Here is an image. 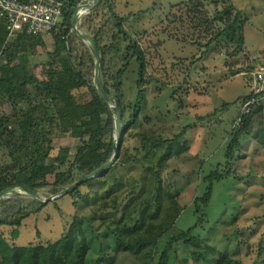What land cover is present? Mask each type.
<instances>
[{"label":"trees","instance_id":"1","mask_svg":"<svg viewBox=\"0 0 264 264\" xmlns=\"http://www.w3.org/2000/svg\"><path fill=\"white\" fill-rule=\"evenodd\" d=\"M63 1L64 14L51 32L53 49L48 52V60L41 63V73L32 69L30 56L35 42L43 43L42 37L25 33L10 37L6 20L0 17V106H11L9 113L0 110V149L5 150L7 157L0 161V191L20 185L28 193L33 191L26 190L27 186L38 190L50 187V193L55 194L103 166L114 153L116 121L94 83L95 55L72 27L78 0ZM87 2L81 0L79 6ZM210 3L213 11L205 0L187 3L189 16L193 11L191 17L199 19L200 38L208 39L207 50L221 41L241 46L245 23L242 11L236 10L230 0H211ZM104 4L108 7L105 23L97 24L93 8L79 28L92 34L97 41L102 58L101 83L111 102L115 98L119 100L123 112V141H126L130 132L138 128L146 108L143 88L150 82L145 81L144 76L146 53L141 37L126 29L124 18L115 11L114 2L104 0ZM169 20L174 22L172 18ZM107 26H110L108 33H112V41L105 46ZM170 38L178 40L179 35L173 32ZM113 58L120 59L121 64L110 74L109 63ZM135 60L140 65L138 92L132 103L125 104L124 77L132 72L130 67ZM247 97H242V101ZM261 110L260 102L240 126L233 128L227 147L228 167L241 147V138L250 131L255 115ZM76 129L80 130L82 142L75 151L69 147L55 150L53 139ZM139 136V144L132 152L123 144L120 157L109 170L69 192L89 209L92 221L85 222L84 218L75 216L57 240L16 244L18 227L32 209L12 211L22 194L2 198L0 264H87L91 250L88 225L93 227L96 222L104 229L93 234L103 238L113 236L117 242L115 256L128 252L131 262L137 264H169V252L180 240L184 241L185 248H194L191 257L203 264H245L240 257L243 246L240 239L236 251L222 252L208 239L193 234L198 223L205 220V214L199 216V222L193 227L172 235L164 249H158L160 240L180 215L182 205L178 195L165 185L157 166L174 156L184 131L164 137L154 129H143ZM49 175H53L52 182L48 180ZM212 184L194 199L197 213L208 205ZM237 233L242 235V229ZM259 251L257 264L264 263L263 241Z\"/></svg>","mask_w":264,"mask_h":264},{"label":"rangeland","instance_id":"2","mask_svg":"<svg viewBox=\"0 0 264 264\" xmlns=\"http://www.w3.org/2000/svg\"><path fill=\"white\" fill-rule=\"evenodd\" d=\"M112 1L117 14L124 18L126 29L141 37L147 63L145 81H150L143 88L146 108L142 121L123 144L132 152L143 129H154L164 137L184 131L174 156L157 166L165 185L178 195L182 205L180 215L160 240L158 249H164L172 235L193 227L199 216L205 214V220L194 228V235L208 239L222 252L236 251L240 239L244 263L257 264L261 241L264 244V97L262 110L255 115L250 131L241 138V147L230 167L227 147L242 97L250 93L244 75L264 62V0H230L243 13L244 43L237 47L230 41L215 42L212 50L205 46L208 39L200 38L198 17H191L194 6L192 14H188L190 0ZM205 1L213 11L211 0ZM91 2L94 4L96 0ZM95 9L97 24L102 25L108 16L104 0ZM109 30L110 26L105 27V46L112 41ZM173 32L178 33V40L170 38ZM42 40V44L35 42L30 56L31 67L37 73H41V63L48 60L54 44L52 34ZM109 64L112 74L119 69L120 59H110ZM139 67L135 60L130 67L132 72L124 77L125 104L132 103L137 96ZM0 110L9 113L11 106L1 105ZM81 142L80 130L76 129L58 135L52 144L55 150L69 147L74 152ZM6 159L5 150L0 149V161ZM48 180L52 182L53 175ZM210 183H213L211 199L197 213L194 199L203 195ZM32 195L19 196L16 208L12 207V211L32 209L18 227L15 239L18 245L59 239L75 216L92 221L89 209L69 193L44 204L39 200L51 196L50 187ZM88 226L91 250L87 264L138 263L131 262L128 252L115 256L117 242L113 236L103 238L93 234L104 229L98 222ZM240 228L243 234L239 236ZM193 249L185 248L183 240L176 242L169 252V264H203L191 257Z\"/></svg>","mask_w":264,"mask_h":264},{"label":"built area","instance_id":"3","mask_svg":"<svg viewBox=\"0 0 264 264\" xmlns=\"http://www.w3.org/2000/svg\"><path fill=\"white\" fill-rule=\"evenodd\" d=\"M63 9V0H0V17L6 20L10 37H16L20 33L31 37L51 34L63 17ZM244 76L250 93L242 101L234 127L240 126L264 97V62Z\"/></svg>","mask_w":264,"mask_h":264},{"label":"water","instance_id":"4","mask_svg":"<svg viewBox=\"0 0 264 264\" xmlns=\"http://www.w3.org/2000/svg\"><path fill=\"white\" fill-rule=\"evenodd\" d=\"M101 1L102 0H100V2H98L96 5H93L92 4L93 2H91V0H89V2L86 5V13L85 14L86 15L90 14L91 10L93 8H95L96 6H98L101 3ZM78 8H79V5L76 7V10L74 13L72 27H73V30L77 33V35L79 37H81L80 34L75 30V28L78 24V15H77ZM86 43L91 47V49L95 55L94 83L96 85L97 91L100 94L101 98L108 104V106L111 109V112L115 118V121H116L117 131H116L115 139H114V153H113L111 159L107 163H105L103 166H101V167L91 171L90 173L84 175L83 177H81L77 181H75L72 185L62 189L58 193L51 194V196L48 199L39 200L41 204H44L51 199H55V198H58L64 194L72 192L80 184H82V183H84L90 179H93V178H95L101 174H104L117 161V159L120 157V154H121V149H122L123 139H124L123 112L121 110L118 98H115L114 102H111L110 99L108 98V95H107L105 89L103 88L102 83H101L100 70H101L102 58H101V53H100L99 46L97 44L95 37L92 34H90L88 41ZM22 189H24V188L21 187L20 185H12V186L6 187L5 189H2L0 191V200L4 197L10 195V194H13V193H23L25 195L26 192H23ZM25 189L33 191V192L40 191L36 188H32V187H28V186L25 187ZM31 196L34 197L33 195H31Z\"/></svg>","mask_w":264,"mask_h":264},{"label":"bare ground","instance_id":"5","mask_svg":"<svg viewBox=\"0 0 264 264\" xmlns=\"http://www.w3.org/2000/svg\"><path fill=\"white\" fill-rule=\"evenodd\" d=\"M98 2H100V0H96V2L93 5H96ZM87 3H85L84 5L79 6V8H78V12H77V15H78V24H77V26L75 28V30L80 34V36L82 37V39H84L86 42L88 41V38H89L90 34L87 33V32L81 31V29L79 28V20L86 13V5H87ZM23 192H26L25 195H32V193H28L27 191H24L23 190ZM33 193H35V192H33ZM13 194H22V195H24L23 193H13ZM10 195H12V194H10ZM10 195H8V196H10ZM8 196H6V197H8ZM6 197H4V198H6Z\"/></svg>","mask_w":264,"mask_h":264}]
</instances>
